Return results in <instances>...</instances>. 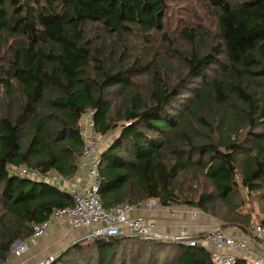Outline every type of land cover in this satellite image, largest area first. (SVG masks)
Listing matches in <instances>:
<instances>
[{
	"label": "trees",
	"instance_id": "16d2710c",
	"mask_svg": "<svg viewBox=\"0 0 264 264\" xmlns=\"http://www.w3.org/2000/svg\"><path fill=\"white\" fill-rule=\"evenodd\" d=\"M211 4L219 10V44L185 57L187 79L171 85L156 77L144 95L132 90L129 70L92 48L88 29L162 31L166 0H0V54L7 38L21 41L0 65V264L16 242L32 236V225L73 205L70 192L11 176L9 168L76 176L81 119L90 111L102 136L122 124L101 153L106 208L157 200L250 225L236 212L249 201L264 226V100L253 93L264 81V0ZM111 89L124 91L115 114ZM242 129L245 136L235 139ZM187 173L209 180L213 190L184 193L178 179ZM48 264L215 263L202 247L124 236L80 241Z\"/></svg>",
	"mask_w": 264,
	"mask_h": 264
},
{
	"label": "rangeland",
	"instance_id": "374dc122",
	"mask_svg": "<svg viewBox=\"0 0 264 264\" xmlns=\"http://www.w3.org/2000/svg\"><path fill=\"white\" fill-rule=\"evenodd\" d=\"M228 1L236 5L243 0ZM218 14L219 10L211 4V0H166V19L164 20L162 31L143 32L133 29L129 30L128 33L116 34L107 32L101 27L90 26L88 37L93 43L92 48L103 49L101 53L109 54L114 65H117L123 71H130L128 77L132 79V90L134 92L147 95L156 77H163L171 85L179 84L182 78L187 79L189 72L185 57L192 56L195 52L201 56L205 55L210 52L213 46L219 44ZM20 43L21 41L6 39V46L1 50L0 54L1 57L4 55L6 60L4 58H2L3 60L0 59V65L7 64V59L11 57L9 48ZM221 59L224 61V58ZM217 72L218 70H211L210 74ZM253 86L254 96L264 100V81L258 80ZM123 92L121 89H111L108 93L113 114L122 106ZM188 93L185 96L190 97ZM0 98H3L1 88ZM184 102L187 105L189 104V101ZM177 104L180 109H186L179 103ZM229 108L226 105L221 112L224 111L225 113ZM231 108L233 107L231 106ZM121 126L122 124L103 136L104 149L119 137ZM245 134L246 129H242L235 139L244 137ZM178 184L182 185L184 193L185 191L190 193V189L202 193H209L213 190L209 180L200 176L199 181L196 182L193 173L181 175L178 179ZM249 204L251 207L248 217L251 220L250 222L259 223L258 207L253 202ZM179 205L187 206L184 204ZM207 212L206 214L216 218L219 217V220L221 219L222 222H225L221 216H216L211 211ZM228 214L229 212L226 213V216ZM242 217L245 218L247 215L243 212ZM241 221L246 222L243 218ZM76 243L66 246L62 252ZM61 253L52 255L51 258L59 257ZM49 259L50 257L47 260Z\"/></svg>",
	"mask_w": 264,
	"mask_h": 264
},
{
	"label": "built area",
	"instance_id": "2783aa9c",
	"mask_svg": "<svg viewBox=\"0 0 264 264\" xmlns=\"http://www.w3.org/2000/svg\"><path fill=\"white\" fill-rule=\"evenodd\" d=\"M94 116V111H90L81 119V139L84 147L78 161L76 174L78 179L70 188L73 205L56 210L45 222L32 225V239L45 238L53 224L67 219L74 229H89L84 238L87 240L100 237H137L144 240L181 243L188 247H202L211 253L215 264H236L238 261H244L246 264H264V226L259 223L252 222L249 225L251 233L249 238L232 236L217 224L210 230L197 234L185 231L170 235L161 231L155 224L147 223L144 217L134 216L139 206L124 203L110 209L106 208L99 195L103 136L96 131ZM9 173L11 176L60 188H63L67 180L56 171L42 173L26 166H11ZM153 205V200L144 204L149 209ZM29 251L27 244L20 243L19 246L14 245L12 252L16 257H20ZM53 258L50 257L46 264Z\"/></svg>",
	"mask_w": 264,
	"mask_h": 264
},
{
	"label": "crops",
	"instance_id": "0c3cea01",
	"mask_svg": "<svg viewBox=\"0 0 264 264\" xmlns=\"http://www.w3.org/2000/svg\"><path fill=\"white\" fill-rule=\"evenodd\" d=\"M77 179V176L67 179L64 182L63 188H60V186L59 188L70 192L72 184L76 182ZM243 200L248 201L246 193H243ZM153 201L154 205L150 209L144 206L147 202L140 204L134 216L144 217L147 223L155 224L161 231L167 234L174 235L185 231L191 234H197L204 230H210L213 225L217 224L221 225L222 228L226 229L232 236L241 238L251 237L249 225H247L246 222H243L245 223L243 224L241 220L227 224L197 208L183 205L164 207L160 205L157 200ZM249 203L248 201L245 205L239 207L236 210L237 214L242 216L244 212L248 218L251 212ZM88 233L89 229L87 228H72L68 220L65 219L60 223L53 224L47 236L41 240L31 239L32 237H30L25 241L16 242L14 245L17 246H19L20 243L27 244L30 251L20 257H16L12 252L13 245L10 256L5 264H46L49 257L61 253L66 246L68 247L81 240H87L84 238Z\"/></svg>",
	"mask_w": 264,
	"mask_h": 264
}]
</instances>
